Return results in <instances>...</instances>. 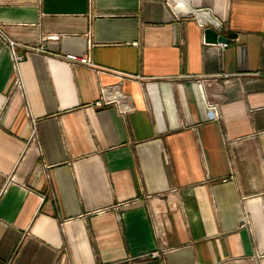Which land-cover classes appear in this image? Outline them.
Masks as SVG:
<instances>
[{
	"label": "crops",
	"instance_id": "obj_1",
	"mask_svg": "<svg viewBox=\"0 0 264 264\" xmlns=\"http://www.w3.org/2000/svg\"><path fill=\"white\" fill-rule=\"evenodd\" d=\"M0 264H264V0H0Z\"/></svg>",
	"mask_w": 264,
	"mask_h": 264
},
{
	"label": "built area",
	"instance_id": "obj_2",
	"mask_svg": "<svg viewBox=\"0 0 264 264\" xmlns=\"http://www.w3.org/2000/svg\"><path fill=\"white\" fill-rule=\"evenodd\" d=\"M227 44H220V46L222 48H225ZM9 48H10V55H11V59L13 61V64L14 66L16 67L17 63L20 61L21 57L17 56L15 54V51H14V44L13 43H9ZM67 60L69 61H76V62H79L81 64H84V65H87V66H90L91 63L90 61L88 60V58H80V57H77V56H74V55H66L65 57ZM210 111H212L213 115H216V111H215V108L214 107H210L209 108Z\"/></svg>",
	"mask_w": 264,
	"mask_h": 264
},
{
	"label": "water",
	"instance_id": "obj_3",
	"mask_svg": "<svg viewBox=\"0 0 264 264\" xmlns=\"http://www.w3.org/2000/svg\"><path fill=\"white\" fill-rule=\"evenodd\" d=\"M204 40L206 43L212 44H227L228 40L222 36H219L212 28H207L204 31Z\"/></svg>",
	"mask_w": 264,
	"mask_h": 264
},
{
	"label": "bare ground",
	"instance_id": "obj_4",
	"mask_svg": "<svg viewBox=\"0 0 264 264\" xmlns=\"http://www.w3.org/2000/svg\"><path fill=\"white\" fill-rule=\"evenodd\" d=\"M14 66V65H13Z\"/></svg>",
	"mask_w": 264,
	"mask_h": 264
}]
</instances>
